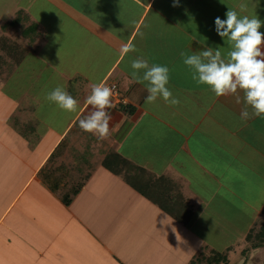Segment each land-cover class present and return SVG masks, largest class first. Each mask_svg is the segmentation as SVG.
I'll return each mask as SVG.
<instances>
[{
  "label": "crops",
  "instance_id": "obj_1",
  "mask_svg": "<svg viewBox=\"0 0 264 264\" xmlns=\"http://www.w3.org/2000/svg\"><path fill=\"white\" fill-rule=\"evenodd\" d=\"M16 5L0 25V264H147L152 257L189 264L204 249L229 251L230 263L246 264L239 247L264 225V117L242 120L244 93L216 96L192 79L195 69L181 53L219 50L227 62L231 45L217 34L215 18L232 9L264 21V0ZM126 44L135 51L121 55ZM138 57L169 68L167 87L178 105L146 103L147 82L132 77ZM92 84L116 86L102 140L79 126L93 110L86 103ZM57 86L77 100L76 112L45 98ZM17 124L34 135L30 144ZM61 141L64 153L48 163ZM61 165L69 172L62 187L82 183L69 205L38 177ZM125 176L178 211L181 198L192 219L174 220ZM247 216L254 218L248 223ZM244 220L248 227L233 241Z\"/></svg>",
  "mask_w": 264,
  "mask_h": 264
},
{
  "label": "clouds",
  "instance_id": "obj_2",
  "mask_svg": "<svg viewBox=\"0 0 264 264\" xmlns=\"http://www.w3.org/2000/svg\"><path fill=\"white\" fill-rule=\"evenodd\" d=\"M180 0H173V7H178ZM241 11L246 6H240ZM226 19L215 18L216 32L221 38L227 37L231 45L228 60L221 59V52L206 50L200 55L184 57V64L195 69L192 79L199 84L210 87L216 96L235 95L238 90L244 93L245 107L241 111V119L248 120L252 117H264V21L258 17H240L237 11L228 9ZM135 51L131 44L121 48V55ZM201 56L210 58L204 62ZM133 79L146 81L148 84L146 103H154L162 98L166 103L178 105L180 101L173 97L167 87L169 83V68L165 65L152 64L143 57L132 61ZM141 70H143L141 75ZM112 90L104 84H92L91 92L86 98V103L93 109L86 118L79 121V126L85 132L97 134L99 139L109 135V121L111 116L107 109L112 108ZM67 112H76L78 102L62 86H57L45 97ZM240 103L239 97L236 99ZM252 109L249 113L248 108Z\"/></svg>",
  "mask_w": 264,
  "mask_h": 264
},
{
  "label": "trees",
  "instance_id": "obj_3",
  "mask_svg": "<svg viewBox=\"0 0 264 264\" xmlns=\"http://www.w3.org/2000/svg\"><path fill=\"white\" fill-rule=\"evenodd\" d=\"M18 22H19V17H16L14 20L9 22L7 25L8 26H14ZM122 108H123L122 105L118 106V109H122ZM124 109H126L127 113L132 112L131 108H124ZM66 147H67L66 142L61 141L56 146L54 151L51 153L50 157L48 158V163L50 161H52L54 158L61 156L64 153V150L66 149ZM105 160H103V162H102L103 165L110 169V167L107 165V161H105ZM38 177L40 178L42 185H44L50 192L56 194L60 191L63 194L61 197H62V201L64 202L65 205H69L71 203L72 199L78 194V192L80 191V189L82 187L81 182L74 184V186H72V188H69L68 190H66L64 187H62V185L65 184L66 179L69 177V172H68V169L65 167V165H61V166H58L56 168L44 167L39 171ZM125 178H126V182L128 184H130L132 187L136 188V190H138V192L142 196H144L145 198H148V199L152 200L154 203L158 204L174 220L181 222L183 224H187L192 219L193 215H192V212L190 210V207L181 198L178 200V203H180V210L182 208V211L180 212V210L178 211L175 208H173L170 205V203L164 202L163 198L161 200V198H159L157 196H152L148 192L142 190V188H138L137 185H135L128 178V176H125ZM169 200H171V202L173 201L172 198ZM258 229H259L258 231H260L259 234H261L259 236V238L263 237L264 234L262 235V233H264L263 232L264 231V225H262L260 227L258 226ZM251 231H253V230H251ZM250 232H249V234H250ZM263 245H264V242L261 241L259 244L255 245L254 247L263 246ZM208 252H209L208 256H204L203 254H199L198 256L194 257V259L191 260L189 262V264H228L229 263V251L218 252L215 250H209Z\"/></svg>",
  "mask_w": 264,
  "mask_h": 264
},
{
  "label": "rangeland",
  "instance_id": "obj_4",
  "mask_svg": "<svg viewBox=\"0 0 264 264\" xmlns=\"http://www.w3.org/2000/svg\"><path fill=\"white\" fill-rule=\"evenodd\" d=\"M17 1L18 0H0V25L5 23L8 19H10V16L13 14L14 10L17 8V5H16ZM17 128L19 131H21L22 135H26L25 137L28 139V140L26 139V141L30 144V141L34 137L32 132H28L26 126H24V128H23L24 130H23L21 125H19V124H17ZM247 218H248L247 222L249 223L254 217L253 216H247ZM255 218H257L258 220H261V215L255 216ZM259 222L261 223L262 220ZM259 222H258V224L255 225L256 228L252 229L253 231H251L250 234L248 233V237H247L246 242L241 244L239 247L242 250V254L240 255L239 259L240 258L247 259L246 264H258V262H257L258 260H260L259 263H261V261H264V249H260V250L256 251L258 248H261V247H254L255 245L259 244L261 241L264 242V239H263L264 236L259 238V236L261 235V234H259L260 231H258L259 230L258 225L260 224ZM248 223H246L244 220L245 226L243 225L242 229L235 230L234 232H236V233L233 232V236H234L233 241L234 240L236 241V239L238 237H240V235H242L245 232L244 229L246 227H248ZM263 234L264 233H262V235ZM228 238H225V240H227ZM245 243H246V245H244ZM169 248L171 249L173 247L170 245ZM233 249H235V248H233ZM253 252H254V256H255L254 259H252L251 255H250ZM200 254H203L204 256H208L209 252L206 249H204L201 251ZM235 260H237V259H235ZM235 260H233V262ZM233 262L230 263V261H229L228 264H233ZM147 264H160V263H159V261L157 262L156 258L152 257L151 261L150 262L148 261ZM170 264H178V261L175 260V261H173V263H170ZM239 264H241V263H239Z\"/></svg>",
  "mask_w": 264,
  "mask_h": 264
},
{
  "label": "built area",
  "instance_id": "obj_5",
  "mask_svg": "<svg viewBox=\"0 0 264 264\" xmlns=\"http://www.w3.org/2000/svg\"><path fill=\"white\" fill-rule=\"evenodd\" d=\"M109 88H111L112 90V95H114V93L116 92V86L114 84H111L108 86Z\"/></svg>",
  "mask_w": 264,
  "mask_h": 264
}]
</instances>
